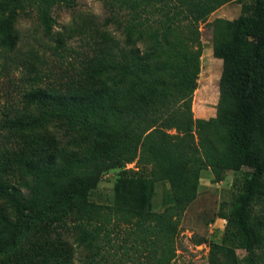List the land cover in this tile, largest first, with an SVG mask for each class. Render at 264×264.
I'll return each mask as SVG.
<instances>
[{"label": "trees", "instance_id": "obj_1", "mask_svg": "<svg viewBox=\"0 0 264 264\" xmlns=\"http://www.w3.org/2000/svg\"><path fill=\"white\" fill-rule=\"evenodd\" d=\"M101 1L107 24L116 25L124 41L105 36L79 80L65 90L27 92L29 111L5 124L33 142L25 140L7 166L17 180H0L6 203L0 205V256L17 253L20 239L36 225L42 236L58 240L72 231L87 254L83 264L115 258L125 261L117 264H171L202 172L211 169L219 182L225 172L248 169L249 176L235 179L238 194L231 212L221 216L226 226L217 249L228 264H264V0L244 4L233 21L217 22L214 46L226 62L218 121L197 119L193 112L200 24L241 0ZM76 2L0 0V49L16 50L17 24L31 12L52 37L54 10ZM52 123L66 142L35 141L33 135ZM133 162L151 166V183L118 186L114 205L91 199L104 172ZM154 182H166L172 194L162 211L147 206ZM32 249L21 251L15 264L34 256L61 262L59 249ZM210 262L218 264L215 251Z\"/></svg>", "mask_w": 264, "mask_h": 264}, {"label": "rangeland", "instance_id": "obj_2", "mask_svg": "<svg viewBox=\"0 0 264 264\" xmlns=\"http://www.w3.org/2000/svg\"><path fill=\"white\" fill-rule=\"evenodd\" d=\"M255 1L228 3L200 24L202 48L198 53L201 73L193 100L195 118L219 120V105L222 100L220 82L226 62L214 46V30L218 27V20L237 19L242 13V6ZM53 16L55 24L52 37L45 34L39 20L31 12L22 16L17 24L20 41L16 50L6 53L0 49V180L10 179V183L17 180L7 172L10 170L8 167L16 160L15 153L22 149L25 140L33 142L26 134L5 127L7 120L21 117L29 111L24 95L38 87L65 90L73 80L81 78L105 36L119 42L124 41L117 26L107 24L109 13L101 0H77L73 8L57 7ZM33 136L35 141H43L44 137L46 141H50L56 137L59 141L66 142L63 132L54 123ZM249 175L248 169L238 173L225 172L222 181L216 182L211 169L202 172L198 197L187 208L181 220L176 257L171 264H211V254L214 251L217 253L218 264H228L226 255L217 249L222 243L226 226V221L221 216L232 210V201L239 190V185L234 183L235 179ZM151 181V166L133 162L123 168L104 172L91 199L98 204L114 205L118 186L127 184L136 187ZM171 198L169 184L154 182L153 195L147 206L153 211H162ZM0 205L6 206V203L0 200ZM71 233L69 237L64 233V239L58 240L55 234L50 238L42 236L38 227L32 226L20 239L17 253L0 256V262L15 264L16 256L19 257L21 251L33 248V251L41 252L59 249L63 251L61 262H39L34 256L24 264H83L87 254L74 243ZM120 238L119 236L118 241ZM237 254L244 256L245 253L238 250ZM118 262L115 258L109 264Z\"/></svg>", "mask_w": 264, "mask_h": 264}]
</instances>
